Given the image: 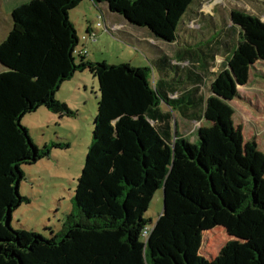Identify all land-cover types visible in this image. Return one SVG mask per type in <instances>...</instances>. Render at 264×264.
<instances>
[{
  "label": "trees",
  "instance_id": "16d2710c",
  "mask_svg": "<svg viewBox=\"0 0 264 264\" xmlns=\"http://www.w3.org/2000/svg\"><path fill=\"white\" fill-rule=\"evenodd\" d=\"M81 1L19 4L0 42V264H264V155L234 127L229 105L252 66L264 63V23L231 10L230 26L201 41L180 27L196 0H91L176 43L172 57L159 55L150 67L108 65L77 51L69 12ZM83 72L97 80L99 96L73 213L56 234L12 229V213L29 203L18 192L21 167L68 147L38 148L21 121L40 109L73 116L55 95ZM174 114L203 122L196 143L178 133ZM158 190L163 211L147 229L144 214ZM216 228L230 240L211 259L200 253L202 234Z\"/></svg>",
  "mask_w": 264,
  "mask_h": 264
},
{
  "label": "rangeland",
  "instance_id": "374dc122",
  "mask_svg": "<svg viewBox=\"0 0 264 264\" xmlns=\"http://www.w3.org/2000/svg\"><path fill=\"white\" fill-rule=\"evenodd\" d=\"M262 4L258 0H196L180 27L198 32L197 39L206 41L204 37L209 38L215 30H220L221 24L222 30L230 26L231 10L244 12L264 23ZM4 9L5 7L0 12V42L6 35L2 36L4 31L7 33L11 28L10 16L6 15ZM101 9L95 7L91 0H82L76 9L69 12V18L80 37L77 51L88 56L91 62L104 61L108 65L129 64L132 67L145 68L150 67L149 60L154 57L173 56L176 43H163L144 29L126 24L119 16L113 15L112 22L121 25V28L117 27L109 21V13ZM207 16H210V21L216 26L212 32L209 21L204 19ZM223 63L224 57L221 53L216 57L210 72L218 74ZM1 71L3 70L0 65ZM152 73L156 78L154 69ZM206 85L208 86V83ZM98 96L97 80L88 72L76 73L55 95L67 105L73 116L59 118L40 109L22 119L21 124L27 128L30 139L38 148L51 142L66 144L68 147L52 149L48 158L21 167L24 179L19 184L18 192L27 198L29 203L21 204L12 213V229L24 228L45 236L50 232L56 234L61 229L65 217L73 213L71 199L74 197L77 179L90 143L92 118L96 115ZM229 105L234 110V127L240 126L244 141L253 139L264 155L263 62L252 66L247 85L239 88L237 97ZM173 117L177 122L178 133L183 135L189 144L196 143L197 131L203 126V122L186 123L177 114ZM204 125L207 126L206 123ZM162 207V190H158L144 214V219L150 222L147 229L155 224L161 215ZM202 236L200 253L211 259L215 258L230 240L222 228H216Z\"/></svg>",
  "mask_w": 264,
  "mask_h": 264
},
{
  "label": "crops",
  "instance_id": "0c3cea01",
  "mask_svg": "<svg viewBox=\"0 0 264 264\" xmlns=\"http://www.w3.org/2000/svg\"><path fill=\"white\" fill-rule=\"evenodd\" d=\"M27 1H29V0H13V1H11V0H0V12H2V9H3V7H5V12H6V15L7 16H10V19H11V11L16 7V6H18L19 4H21V3H24V2H27ZM100 9L102 8L103 9V11L105 12V13H109L108 11H107V9L105 8V6H100L99 7ZM76 9V8H75ZM101 9V10H102ZM109 15V17H110V19H109V21L112 23V24H115L117 27H120L121 28V25L120 24H118V23H114V22H112V16H113V14H111V13H109L108 14ZM1 17V16H0ZM115 17V16H114ZM0 21H1V18H0ZM122 21H124V20H122ZM124 23H126L125 21H124ZM127 24V23H126ZM11 25H12V21H11ZM11 29V28H10ZM88 30H89V28H88ZM9 32V31H8ZM8 32L6 33V31H4V33L2 34V36H4L5 34L7 35L8 34ZM88 33V32H87ZM149 34V33H148ZM6 35L4 36V38L6 37ZM150 35V34H149ZM3 38V39H4ZM2 39V40H3ZM163 43H165V42H163ZM87 58H88V60L90 61V59H89V57L87 56ZM155 58V57H154ZM153 58V59H154ZM152 59H150L149 60V62L151 61ZM83 73H85V72H83ZM155 77V75L153 74V78ZM156 78H157V75H156ZM156 78H154V79H156ZM177 123V122H176ZM186 123H195V122H186Z\"/></svg>",
  "mask_w": 264,
  "mask_h": 264
},
{
  "label": "water",
  "instance_id": "95a60500",
  "mask_svg": "<svg viewBox=\"0 0 264 264\" xmlns=\"http://www.w3.org/2000/svg\"><path fill=\"white\" fill-rule=\"evenodd\" d=\"M125 22H126V21H125ZM126 23H127V22H126ZM128 24H129V23H128ZM238 88H239V87H238ZM238 88H237V89H238ZM16 189H17V188H16ZM162 211H163V207H162ZM9 223H10V220L7 221V224H9Z\"/></svg>",
  "mask_w": 264,
  "mask_h": 264
},
{
  "label": "built area",
  "instance_id": "2783aa9c",
  "mask_svg": "<svg viewBox=\"0 0 264 264\" xmlns=\"http://www.w3.org/2000/svg\"><path fill=\"white\" fill-rule=\"evenodd\" d=\"M82 55H84V54H82ZM144 235H145V232H144Z\"/></svg>",
  "mask_w": 264,
  "mask_h": 264
}]
</instances>
